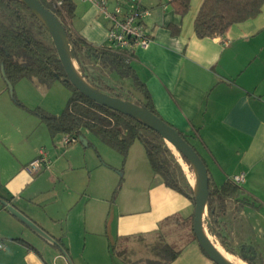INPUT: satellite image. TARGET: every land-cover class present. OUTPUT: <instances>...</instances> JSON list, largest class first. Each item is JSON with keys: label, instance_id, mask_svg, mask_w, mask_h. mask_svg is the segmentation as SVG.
I'll use <instances>...</instances> for the list:
<instances>
[{"label": "crops", "instance_id": "crops-1", "mask_svg": "<svg viewBox=\"0 0 264 264\" xmlns=\"http://www.w3.org/2000/svg\"><path fill=\"white\" fill-rule=\"evenodd\" d=\"M73 1L72 31L91 43L109 44L111 23L98 4ZM203 1L191 0L182 17L170 0H142L151 11L144 28L153 41L148 48L132 50V64L160 116L198 144L200 150L189 140L206 160L216 187L244 174L242 183L233 182L242 189L237 199L216 204L218 227L231 250L214 234L229 254L239 257V247L250 244L249 239L264 241V7L220 37L199 38L194 23ZM108 2L110 8L131 6L129 0ZM10 94L0 66V199L57 242L61 239L69 254L23 222L2 215L9 210L0 202V226L9 223L0 235L5 245L0 264H83L75 260L81 248L86 264H214L192 237L195 205L154 174L144 146L135 142L124 159L96 135L81 134L86 152L79 159L77 143L66 147L59 135L53 136L59 143L55 146L44 124L30 121ZM23 97L21 102L30 107ZM139 98L144 100L141 94ZM30 131L42 138L26 154L23 138ZM42 151L49 165L29 173L26 165Z\"/></svg>", "mask_w": 264, "mask_h": 264}, {"label": "trees", "instance_id": "trees-1", "mask_svg": "<svg viewBox=\"0 0 264 264\" xmlns=\"http://www.w3.org/2000/svg\"><path fill=\"white\" fill-rule=\"evenodd\" d=\"M40 1L62 21L72 56L78 61L84 77L92 85L106 94L131 101L130 98L117 92L115 87L102 85L94 79L84 58H92L102 63L103 67L109 69L117 80L122 82L130 80L139 94L144 97V100L139 99L136 104L163 119L156 110L145 83L133 67L132 62L135 55L132 50L117 49L110 44H94L74 33L68 24V20L75 15L76 4L73 0H61L60 6L56 4L57 0ZM190 2L191 0H170L176 13L182 17L190 11ZM263 7L264 0H204L195 19V33L199 38L220 37L233 24L258 16ZM35 28H38V31ZM39 34H44L46 38H40ZM0 66L6 87L16 104L38 116L46 124L52 136L62 133L79 140L83 129H88L119 152L124 159L127 158L132 145L140 141L145 148L154 174L160 176L166 186L183 194L195 205V194L187 175L162 136L139 119L100 105L82 94L69 81L48 28L22 0H0ZM32 77H36L44 84L60 81L72 91L60 115L50 113L40 107L30 110L15 98L16 84L24 78ZM176 129L194 147L207 167L210 180L208 199L212 224L210 231L221 240L227 250H231L226 237L218 227L216 204L218 202L223 204L227 199H237L242 189L231 180L226 181L220 188L216 187L206 160L189 141L187 135L180 129ZM146 133L152 135L153 138L148 137ZM181 158L193 170L188 160L182 155ZM17 240L23 241L38 252L24 239L17 238ZM57 246L63 253L69 254L61 239L58 240Z\"/></svg>", "mask_w": 264, "mask_h": 264}, {"label": "water", "instance_id": "water-1", "mask_svg": "<svg viewBox=\"0 0 264 264\" xmlns=\"http://www.w3.org/2000/svg\"><path fill=\"white\" fill-rule=\"evenodd\" d=\"M39 17L48 28L53 44L57 50L59 59L63 65L69 81L85 96L96 103L129 115L144 122L149 128L162 136L171 149L184 156L194 168L198 177V186L193 188L195 194V210L193 219V232L206 255L216 264H230L223 254L218 250L215 242L208 236L205 228V221H208L209 208L208 199L210 194V180L206 165L200 155L178 132L176 128L163 119L157 117L144 107H140L131 101L111 96L99 91L94 85L80 75L71 53L70 43L66 36L62 21L54 12L46 8L40 0H22ZM4 203H6L4 201ZM8 210L23 222L28 228L34 231L47 243L58 244L57 240L30 219L16 206L7 204Z\"/></svg>", "mask_w": 264, "mask_h": 264}, {"label": "rangeland", "instance_id": "rangeland-1", "mask_svg": "<svg viewBox=\"0 0 264 264\" xmlns=\"http://www.w3.org/2000/svg\"><path fill=\"white\" fill-rule=\"evenodd\" d=\"M111 9H113V7H111ZM35 30L38 31V28H35ZM39 36H40V38H46L44 34H39ZM74 60H75L76 67H78V69L81 71V67H80L78 61L76 59H74ZM84 62L87 65V67L89 68V70L91 72V76L94 79H96L100 84H102V85L107 84V85H111V86L115 87L117 92L123 94L127 98H130L131 102H133L134 104H136V102L139 101V99H140L139 95L140 94L136 90V88L133 86V83L130 80H127L125 82L117 80V78H115V76L112 75V72L109 69L104 68L103 64L95 61V59H92V58L91 59H89V58L85 59L84 58ZM81 73L84 76L82 71H81ZM32 78L36 79V77H32ZM32 78H25L22 82L19 81L16 84L15 94H14L15 98L19 99L21 101L22 100L21 96L22 97L24 96L23 98H26V100L28 102L27 104H29L28 106H30V107H27L25 104L24 105L30 110H33L37 107H40V108H42V109H44L50 113L61 114L63 112V110L65 109L69 98L72 95V91L60 81H55L46 87L37 86L34 83H32L31 80H29ZM22 87L24 89H22ZM19 91H20V93H19ZM23 110H25L26 113L28 114V119H30V121L32 119H37V120L41 121V119L38 116H36L33 112H31L27 109H24V108H23ZM43 124H44V129H45V132H44L45 135H47V137H49V139L51 141L54 140L55 146L59 145V143L56 142V140L53 138V136L49 132L46 124L45 123H43ZM90 133L91 132L88 129H83V132H82L83 137H84V135L87 137L89 135L91 137L95 136V134H93V133L90 134ZM146 134L148 137L153 138L152 135H150L148 133H146ZM59 135H60L61 139L63 140L64 136L62 133L57 134L54 137H57ZM83 137H81V139H83ZM41 138H42V135L40 134V132H38V135L34 131H30L27 133V135L23 138V141L28 148L26 154H29L31 152L32 148H35L36 144L41 140ZM187 138L198 148V150H200V148L198 147V144L195 141H192L190 139L191 136H187ZM62 140H61V143H62ZM138 142H139L138 145H140L139 147H142L143 144L140 141H138ZM76 143H73L69 146H72V145L75 146V144L77 146H80L81 150L79 149V151H78V154L80 156L79 159L83 160L85 157L86 149L84 148L83 143H81L80 138ZM69 146H66V147H69ZM89 149H91V148H89ZM172 150H173L174 155L178 158V161L181 164L183 170L185 171L189 183L191 184L192 187H194V185L192 184V179L194 177H196V179L198 181L196 171L194 170V168H193V170H191L190 166L186 162H184V160L181 158L180 153H178L174 149H172ZM46 151H47V149H46ZM89 151H91V150H89ZM6 163L11 165L10 158H7ZM93 173L95 175L96 172H93ZM0 202H4V201H2V199H0ZM2 211H3L2 213L0 212L2 215H7V216L9 215L8 217H12L11 219H15L13 221H17V223L20 221L10 211H7V210H2ZM0 220L3 221L2 216H0ZM19 223H21V222H19ZM8 224L9 223L6 222L4 225L0 226V235L3 231L8 229V227H7ZM205 227H207V230L209 231V233L212 234L216 238V236L210 231L211 223H210L209 219H208V221H205ZM192 233H193L192 237L194 238V232H192ZM25 236L29 239H32L33 242H35V240H36V242L40 241L37 238L36 239L33 238L32 234L31 235L26 234ZM249 240L250 241H248V242H250V244L245 243L244 246L239 247V250L240 251L242 250V253L239 254V257H237V256L234 257V260H235L234 264H237V262H238V264H239V262L242 264H249V262H251V264H264V241L257 240L259 242H254V241H256L255 239H249ZM32 244H35V243H32ZM35 245L38 248H41L38 244H35ZM247 245H249V246H247ZM42 252H44V251H42ZM76 254L77 255H75L76 256L75 258H77V256H79V259H75V260H78L81 263L86 264L85 261L80 257L82 254V248L78 249ZM45 256L47 258H50L49 254L48 255L45 254ZM118 264H121V262H119Z\"/></svg>", "mask_w": 264, "mask_h": 264}, {"label": "built area", "instance_id": "built-area-1", "mask_svg": "<svg viewBox=\"0 0 264 264\" xmlns=\"http://www.w3.org/2000/svg\"><path fill=\"white\" fill-rule=\"evenodd\" d=\"M96 2L100 7V11L107 18L111 27L108 32V41L117 49L134 50L137 47L148 48L153 39L148 35L144 28V20L150 15L151 11L142 5V0H129V7L115 5L110 8L108 0H89ZM56 4L60 6L61 0H57ZM78 141L77 138L64 135L62 143L69 146ZM49 165V159L43 151L39 156L26 165V170L31 174L40 172L43 167ZM244 174L235 175L230 180L236 184L244 181ZM5 245L0 244V249H4Z\"/></svg>", "mask_w": 264, "mask_h": 264}, {"label": "bare ground", "instance_id": "bare-ground-1", "mask_svg": "<svg viewBox=\"0 0 264 264\" xmlns=\"http://www.w3.org/2000/svg\"><path fill=\"white\" fill-rule=\"evenodd\" d=\"M77 69H78V67H77ZM78 72L80 73V75H82V73H81V71L79 69H78ZM192 184L194 185V187L196 189L197 186H198V181H197L196 177H194L192 179ZM205 228H206V232H207L208 236L215 242L216 247L218 248V250H220V252L223 254V256L228 261V263L234 264L235 263L234 256H232L231 254H229L223 248V246L221 245L220 241L217 240L212 234L209 233V231L207 230V227H205ZM237 264H238V262H237ZM239 264H242V263L239 262Z\"/></svg>", "mask_w": 264, "mask_h": 264}]
</instances>
